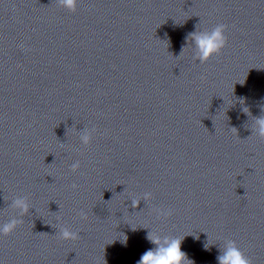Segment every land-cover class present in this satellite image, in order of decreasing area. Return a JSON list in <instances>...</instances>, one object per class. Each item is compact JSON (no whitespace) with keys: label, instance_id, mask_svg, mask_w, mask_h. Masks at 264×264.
Instances as JSON below:
<instances>
[{"label":"clouds","instance_id":"9594fccd","mask_svg":"<svg viewBox=\"0 0 264 264\" xmlns=\"http://www.w3.org/2000/svg\"><path fill=\"white\" fill-rule=\"evenodd\" d=\"M60 4L62 7L74 12L76 10L77 0H60ZM226 29L227 26L225 24H218L209 33L193 32L189 34L198 48V59L201 63L207 62L213 55H219L227 46ZM21 47H23V45H21ZM256 125V133L261 138H264V115L256 117ZM82 140L84 143H88L89 137L85 135L82 137ZM79 168V162L71 165L72 172L78 171ZM72 187L76 188L77 185L73 184ZM14 205L24 213L28 211V204L24 199H17ZM138 205V201L133 202V207H137ZM79 215L83 220H87L88 218L87 214L83 211H81ZM19 224H22V221H17L15 219L11 220L6 223L0 231H2L3 235L8 236L14 232ZM147 238L155 245V248L146 251L141 256L138 264H192L187 254L181 250V238L169 239L165 237L161 240V238L154 236L151 232L148 233ZM59 239L77 241L80 239V235L77 232L63 228L59 235ZM218 260L219 264H252V260L241 251L234 241L229 242L223 253L218 256Z\"/></svg>","mask_w":264,"mask_h":264}]
</instances>
